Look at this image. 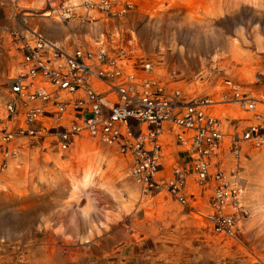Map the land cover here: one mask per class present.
I'll return each mask as SVG.
<instances>
[{
    "label": "rangeland",
    "instance_id": "374dc122",
    "mask_svg": "<svg viewBox=\"0 0 264 264\" xmlns=\"http://www.w3.org/2000/svg\"><path fill=\"white\" fill-rule=\"evenodd\" d=\"M47 1L0 0V113L11 96L9 79L18 68L25 27L69 53L114 41L112 49L125 51L126 61L119 64L128 75L155 78L168 95L207 97L220 106L221 111L211 108L223 116L227 135L220 166L247 181L241 205L249 211L242 229L227 237L206 221L211 193L194 182L187 193L195 200L187 197L182 204L166 193H143L129 174L130 158L85 135L65 152L54 137L39 145L23 142L9 170L0 172V264H264V146L243 143L237 156L229 155V135L235 133L229 122L239 120L240 135L254 114L225 103L230 99L223 98L227 89L221 84L229 79L240 93L261 101L264 0H115L120 14L95 12V26L51 20L58 15L35 21L47 3L59 12L68 2H81ZM126 4L131 8L121 14ZM12 30L17 34L11 36ZM140 63L153 65L147 78ZM256 106L264 113V106ZM240 112L243 117L234 116ZM177 132L160 138L170 171L187 157L176 145Z\"/></svg>",
    "mask_w": 264,
    "mask_h": 264
},
{
    "label": "built area",
    "instance_id": "2783aa9c",
    "mask_svg": "<svg viewBox=\"0 0 264 264\" xmlns=\"http://www.w3.org/2000/svg\"><path fill=\"white\" fill-rule=\"evenodd\" d=\"M79 7L84 10L82 15H77L75 7L68 4L62 7L59 21L77 19L80 24L92 25L97 22L90 14L92 11L108 17L120 14L115 11V0H101L97 5L81 0ZM130 8L123 5L122 14ZM52 9L47 3L46 11ZM25 28L24 33L31 40L24 37L19 42L20 61L16 75L9 79L12 97L2 109L4 114L0 113V172L14 156L12 149L16 145H39L42 139L54 137V143L65 152L85 135L129 157V174L145 194L166 193L185 204L187 197L195 200L193 193H187L188 178L194 177L201 187L213 183L211 214L206 221L215 233L233 237L238 232L248 211L237 201V172L227 175L220 166L226 153L222 148L225 134L220 120L208 111L210 99L186 100L178 92L166 94L158 82L124 76L119 62L126 61V54L120 47L112 49L114 41H110V46L97 43L95 50L76 49L68 53L39 30ZM10 33L17 34L14 30ZM115 53L116 57L111 56ZM140 65L146 77L149 68L144 63ZM221 84L227 89L223 98L230 99L225 103H236L245 112L255 111V99L240 93L238 85L229 79ZM238 123L239 120H232L228 124L235 132L229 136V155L237 156L241 143L253 148L264 146V116L255 115L254 122L240 135ZM166 126L171 131L177 129V147L184 149L186 140L189 148L180 151L187 156L186 163L176 160L171 174L159 177L164 171L160 138L171 132Z\"/></svg>",
    "mask_w": 264,
    "mask_h": 264
},
{
    "label": "bare ground",
    "instance_id": "6f19581e",
    "mask_svg": "<svg viewBox=\"0 0 264 264\" xmlns=\"http://www.w3.org/2000/svg\"><path fill=\"white\" fill-rule=\"evenodd\" d=\"M92 4H94V5H97V3H95V1L94 0H89ZM117 2V1H116ZM73 2H68L67 4H68V6L69 7H75V9H77L78 7H79V5H77V4H72ZM81 8V7H80ZM53 10V12L52 11H46L44 14H41L42 16H37L38 18H36L35 19V21H48V19L47 18H50V17H53V16H57L58 15V10H55L54 8L52 9ZM76 13H77V15H82L83 13H81V14H79L78 12H77V10H76ZM94 13H95V11L93 12H91L90 14L91 15H93V17H95L96 18V20L98 21L99 19H98V17L97 16H95L94 15ZM117 14V13H116ZM122 14V13H121ZM33 15H39V14H35V13H26L24 16L26 17V18H28V17H33ZM51 19V18H50ZM58 19V20H57ZM52 21H54V20H56V22L57 23H62V21H59V18H52L51 19ZM55 22V21H54ZM95 24V23H94ZM94 24H92L93 26H95ZM26 38L28 39V40H31V38H30V35L26 32ZM261 40V39H260ZM259 41V40H258ZM56 42V41H55ZM238 42V41H237ZM62 43V42H61ZM98 43V45L99 44H105V42L104 41H99V42H97ZM96 43V44H97ZM239 43V42H238ZM237 43V44H238ZM258 43V42H257ZM259 44V43H258ZM60 45V44H59ZM61 46V45H60ZM83 47V46H82ZM85 48H87V47H85ZM65 51L66 52H68L69 53V51H67V49H65ZM121 66V65H120ZM144 66H148V71H147V74H150V73H152V71H153V65L152 64H145ZM122 70V72L124 73V76H127V77H130V76H135L136 77V80H138L137 79V76L136 75H134V74H132V75H128L126 72H124V70L123 69H121ZM17 72V71H16ZM16 75V74H15ZM262 77L264 78V75H262ZM147 80H156L155 78H153V79H147ZM158 81V80H157ZM136 83V82H135ZM138 83H139V81H137V85H138ZM160 86H162L161 84H160ZM166 88V87H165ZM175 93H177V91H174V94ZM179 93V92H178ZM180 94V93H179ZM261 94V97H260V100L261 101H259V99H257V98H254L253 97V99H255V101H256V105H261V106H264V100L262 99V96H264V95H262V94H264L263 92L262 93H260ZM248 95V94H247ZM12 96H10V98H11ZM248 97L250 98V99H252V97L251 96H249L248 95ZM263 100V101H262ZM209 103H211V102H209ZM234 104V103H233ZM236 104V103H235ZM215 105V106H214ZM237 105V104H236ZM216 108V110H220L221 108H220V106H216V104H214V103H211V105L208 107V111H209V113H211L212 115H214V116H216V118H218L219 120H220V122H221V127H222V131L224 132V134H225V137L227 136L226 135V133H225V126H224V124H223V116L221 115V113H219V112H217V113H213L212 111H211V108ZM220 108V109H219ZM4 111V110H3ZM221 111V110H220ZM244 111V110H243ZM245 112V111H244ZM222 113H225V112H223L222 111ZM230 114H232L231 112H229ZM245 113H253L254 114V119H255V115H257V114H259V115H262V116H264V113H261L259 110H257V106H255V111H252V112H245ZM2 114H4V113H2ZM233 116V115H232ZM234 116H236V117H239V116H241V117H243V114L240 112V113H236V114H234ZM236 120H238V119H236ZM254 122V121H253ZM144 128V127H143ZM239 135V134H238ZM84 136V135H83ZM83 136H81V137H83ZM230 136V135H229ZM225 137L223 138V140H222V148L224 149V139H225ZM77 140V139H76ZM185 140V139H184ZM160 144H161V147H162V151L160 152V155H161V163H162V165H163V169H164V171L162 172V173H160V174H158V176L159 177H168V175H170L171 174V171H170V166L168 165V162H166L167 160L165 159V156H164V154H163V150H164V146H163V144L161 143V139H160ZM185 148L184 149H188L189 148V143H188V141H186L185 140ZM241 144H243V143H241ZM72 146H73V144H72ZM14 149V148H13ZM12 149V151H13V153H14V156L13 157H10L9 159H8V161H7V167H6V169H4V171L2 172V173H4V172H7L8 170H9V168H10V161L12 160V159H14V158H16L17 157V146H15V149L13 150ZM183 149V148H182ZM240 149H241V147H240ZM181 152H185V150H183V151H181ZM239 152H240V150H239ZM237 154H238V152H237ZM163 158V159H162ZM214 163H215V160H214ZM97 170H99V172H100V174H101V176L102 177H105L107 174H105L106 172L104 171V169L101 167V166H99L98 168H97ZM235 172H237V181H238V184L240 185V188H239V194H238V203H239V206L241 207V208H244L241 204H242V200H241V194L243 193V191L245 192V190H246V188H247V181L245 180V179H243V178H241L239 175H240V172L239 171H235ZM227 174V173H226ZM190 180H193L194 181V183L196 184V180H195V178L194 177H190V178H188V182H187V187H188V191H190V189L192 190V188H194L193 187V185H190L189 184V182H190ZM261 183H264L263 182V180L261 181ZM194 184V185H195ZM197 185V184H196ZM198 186V185H197ZM201 189L202 188H204L205 190L204 191H209L210 193H211V196H212V194H214V188H215V185L213 184V183H211V182H209V183H207L206 184V187H201V186H199ZM196 202V201H195ZM248 210V209H247ZM246 210V211H247ZM249 211V210H248ZM241 227H243V222H242V225H241ZM242 229V228H241Z\"/></svg>",
    "mask_w": 264,
    "mask_h": 264
},
{
    "label": "crops",
    "instance_id": "0c3cea01",
    "mask_svg": "<svg viewBox=\"0 0 264 264\" xmlns=\"http://www.w3.org/2000/svg\"><path fill=\"white\" fill-rule=\"evenodd\" d=\"M75 30V29H74ZM182 149V148H181ZM172 158V157H171ZM174 158V157H173ZM175 159V158H174ZM187 162V159L185 158H181V160L179 162H181V164H184V162ZM192 182H194L193 180H190L189 184L192 185Z\"/></svg>",
    "mask_w": 264,
    "mask_h": 264
}]
</instances>
